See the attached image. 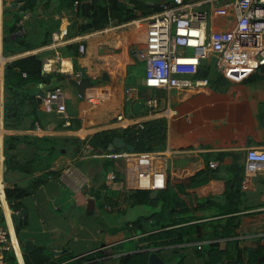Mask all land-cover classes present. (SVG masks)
I'll return each mask as SVG.
<instances>
[{
    "label": "crops",
    "instance_id": "crops-1",
    "mask_svg": "<svg viewBox=\"0 0 264 264\" xmlns=\"http://www.w3.org/2000/svg\"><path fill=\"white\" fill-rule=\"evenodd\" d=\"M118 1L125 14L82 33L79 4L0 0V180L6 190L28 192L9 204L19 214L2 220L20 242L16 264H259L264 172L245 178L244 166L249 150L264 151V68L219 67L210 56L197 73L207 86L145 88L137 51L160 3ZM233 1L185 3L208 13V33H223L234 25ZM20 20L22 37L15 35ZM28 58L41 73L16 69L7 89V65ZM77 73L94 82L83 93L72 83ZM58 85L61 115L42 105ZM127 87L137 89L131 102ZM139 124H155L157 142L132 154L124 146ZM116 139L124 146L114 147ZM67 168L72 184L61 179Z\"/></svg>",
    "mask_w": 264,
    "mask_h": 264
},
{
    "label": "built area",
    "instance_id": "built-area-1",
    "mask_svg": "<svg viewBox=\"0 0 264 264\" xmlns=\"http://www.w3.org/2000/svg\"><path fill=\"white\" fill-rule=\"evenodd\" d=\"M77 4L75 1L74 6ZM187 7L185 0L162 2L159 4L160 12L147 19L146 42L137 51V56L144 63L145 88L169 90L207 86L208 79L197 78V73L200 64L210 56L216 57L219 67L242 68L248 65L257 69L264 66V0H234L231 3L234 25L223 33H208V13ZM21 15L25 18L29 12H21ZM22 21L16 25L15 35L18 37L24 36L26 32ZM61 35L65 33L61 32ZM79 52H84L83 45L79 46ZM73 78L78 81L81 74L77 73ZM136 96L137 89L134 87L125 89L126 102H131ZM146 103L150 108L157 106L153 99H148ZM42 105L47 113L64 114L66 106L63 87L58 85L48 91L42 99ZM117 120L123 121L121 116ZM122 126L127 127L124 123ZM138 127L140 130L144 128L143 124ZM2 128L3 118L0 114V130ZM209 166L213 169L216 163L211 162ZM261 169L264 172V151L249 150L244 166L245 178L254 176ZM72 175L73 171L67 168L61 179L72 184ZM114 179V174L107 177L108 181ZM7 212H11V215L19 214L10 209L6 188L0 180V264H8V254L16 259L21 256L19 240L2 225Z\"/></svg>",
    "mask_w": 264,
    "mask_h": 264
},
{
    "label": "trees",
    "instance_id": "trees-1",
    "mask_svg": "<svg viewBox=\"0 0 264 264\" xmlns=\"http://www.w3.org/2000/svg\"><path fill=\"white\" fill-rule=\"evenodd\" d=\"M78 2V13L82 19H85V24L80 27L82 33L89 32L94 29H102L109 20V16L114 15L121 17L127 12L125 5L118 0H67L70 4ZM137 3L136 1H132ZM133 16H128L132 19ZM260 67L259 69H263ZM26 72L29 74L39 75L41 73V63L36 58H28L19 60L10 65H7L5 70V85L7 89L12 88V78L19 77V72ZM254 77H249L252 80ZM130 137L128 143L135 148L136 153L148 152L152 148L153 143L157 142L158 130L155 124L145 125L142 130L139 127H133L128 131ZM28 195V192L18 187L12 190H6V197L9 204L12 201L21 200ZM264 248L259 249L261 258L259 264H264ZM10 264H16L13 256L9 258ZM232 264H239L236 260ZM227 264V263H225ZM249 264V263H248Z\"/></svg>",
    "mask_w": 264,
    "mask_h": 264
},
{
    "label": "water",
    "instance_id": "water-1",
    "mask_svg": "<svg viewBox=\"0 0 264 264\" xmlns=\"http://www.w3.org/2000/svg\"><path fill=\"white\" fill-rule=\"evenodd\" d=\"M135 1H139L141 3H144V4H158V3H161L162 0H135ZM170 1H168L169 3ZM74 86H76V88L79 90L80 93H83V89H85L86 86H93L94 82L92 80H90L89 78H82V79H79L78 81H75V82H72ZM96 84H98V82H96ZM40 97H43L44 96V93L43 92H40L39 93ZM143 103H137L135 104V110H138L140 106H142ZM114 147L116 148H121L123 147L124 145L122 144L121 140L119 139H116L113 143ZM126 147V149L134 154V151H135V148L133 146H124Z\"/></svg>",
    "mask_w": 264,
    "mask_h": 264
},
{
    "label": "rangeland",
    "instance_id": "rangeland-1",
    "mask_svg": "<svg viewBox=\"0 0 264 264\" xmlns=\"http://www.w3.org/2000/svg\"><path fill=\"white\" fill-rule=\"evenodd\" d=\"M138 76L141 78V80H143V71L138 72L136 77H138Z\"/></svg>",
    "mask_w": 264,
    "mask_h": 264
}]
</instances>
